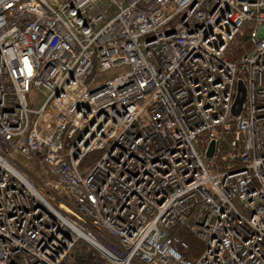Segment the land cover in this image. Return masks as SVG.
Returning <instances> with one entry per match:
<instances>
[{
    "label": "built area",
    "instance_id": "1",
    "mask_svg": "<svg viewBox=\"0 0 264 264\" xmlns=\"http://www.w3.org/2000/svg\"><path fill=\"white\" fill-rule=\"evenodd\" d=\"M78 239L102 264H264V0H0V264Z\"/></svg>",
    "mask_w": 264,
    "mask_h": 264
},
{
    "label": "trees",
    "instance_id": "2",
    "mask_svg": "<svg viewBox=\"0 0 264 264\" xmlns=\"http://www.w3.org/2000/svg\"><path fill=\"white\" fill-rule=\"evenodd\" d=\"M252 27V20H246L242 23L240 29L229 41L230 43L226 48L225 56L228 59L236 60L245 49L250 47L249 32ZM95 156L96 153L89 154L86 161L91 160ZM172 232L187 243V247L182 253L184 258L192 260L199 255L202 243L191 232L182 227H174ZM61 264H102V261L92 247L83 240L78 239L71 246Z\"/></svg>",
    "mask_w": 264,
    "mask_h": 264
},
{
    "label": "water",
    "instance_id": "3",
    "mask_svg": "<svg viewBox=\"0 0 264 264\" xmlns=\"http://www.w3.org/2000/svg\"><path fill=\"white\" fill-rule=\"evenodd\" d=\"M244 99V87L241 81L237 82V88H236V94L233 100V103L231 105V115L237 116L240 111V105L243 102ZM213 152V142L209 143L206 156L211 157Z\"/></svg>",
    "mask_w": 264,
    "mask_h": 264
},
{
    "label": "rangeland",
    "instance_id": "4",
    "mask_svg": "<svg viewBox=\"0 0 264 264\" xmlns=\"http://www.w3.org/2000/svg\"><path fill=\"white\" fill-rule=\"evenodd\" d=\"M125 70H126V66H120V67L113 68L112 70H110L108 72H105V73L100 74L97 81H101V80L110 78V77H112V76H114L116 74H119V73L124 72ZM41 100H42V98L40 96H38L36 98V101L34 103V106H38L40 104Z\"/></svg>",
    "mask_w": 264,
    "mask_h": 264
}]
</instances>
